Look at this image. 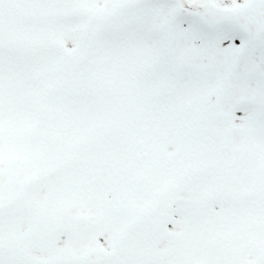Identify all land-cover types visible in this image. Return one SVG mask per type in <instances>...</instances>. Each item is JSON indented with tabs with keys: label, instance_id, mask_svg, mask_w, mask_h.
<instances>
[{
	"label": "snow or ice",
	"instance_id": "snow-or-ice-1",
	"mask_svg": "<svg viewBox=\"0 0 264 264\" xmlns=\"http://www.w3.org/2000/svg\"><path fill=\"white\" fill-rule=\"evenodd\" d=\"M0 264H264V0H0Z\"/></svg>",
	"mask_w": 264,
	"mask_h": 264
}]
</instances>
